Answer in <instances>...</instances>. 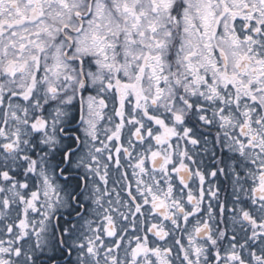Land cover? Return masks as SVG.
<instances>
[{
    "label": "snow or ice",
    "instance_id": "snow-or-ice-1",
    "mask_svg": "<svg viewBox=\"0 0 264 264\" xmlns=\"http://www.w3.org/2000/svg\"><path fill=\"white\" fill-rule=\"evenodd\" d=\"M0 264H264V0H0Z\"/></svg>",
    "mask_w": 264,
    "mask_h": 264
}]
</instances>
